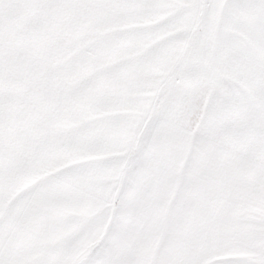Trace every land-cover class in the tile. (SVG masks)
I'll use <instances>...</instances> for the list:
<instances>
[{
  "label": "snow or ice",
  "instance_id": "1",
  "mask_svg": "<svg viewBox=\"0 0 264 264\" xmlns=\"http://www.w3.org/2000/svg\"><path fill=\"white\" fill-rule=\"evenodd\" d=\"M0 264H264V0H0Z\"/></svg>",
  "mask_w": 264,
  "mask_h": 264
}]
</instances>
